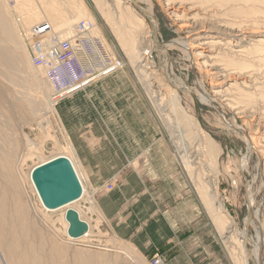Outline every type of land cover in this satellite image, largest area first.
<instances>
[{"label":"rangeland","instance_id":"rangeland-1","mask_svg":"<svg viewBox=\"0 0 264 264\" xmlns=\"http://www.w3.org/2000/svg\"><path fill=\"white\" fill-rule=\"evenodd\" d=\"M33 1L36 4L39 2V0ZM44 1L47 4H53L57 12H44L41 14L40 18H42L43 23H47L53 31H63L64 29L62 28L66 27L67 23L70 25L72 21L77 23L79 20H88L98 28L96 37H99L103 41L112 56H116L124 61L125 67L122 71L79 91L76 94L79 96L74 95L66 99V104L69 101L72 102L68 104L69 106L66 107L65 111L59 110L61 104L65 101L55 106V111L47 114L51 117L50 127H46V124L42 121L44 116H32L25 103H20L19 109L22 110V113L16 112L17 108L14 107L15 113L12 115L13 118L10 116L11 113H8V117L7 112L9 111L2 108L3 110H0V112L2 111L1 113L5 110L7 111H5V116H0V119L5 120L7 123L2 121L4 125L0 126L3 128L5 124H7V127L10 124L7 130V127L3 128L5 132H8H6L7 134H10L6 135L3 131L5 136H10L12 140L14 138L16 145L20 149H18L19 151L27 150L26 141L24 142L21 136L29 138L30 142H32L30 146L38 145L40 153L38 156L43 159L60 152L61 147H66V144L70 141L76 147L86 152V164L93 167L98 175L107 173L110 176L111 184L113 183V174H116L117 171L115 169L118 166H122V173H127L133 167L141 169L145 179V176L149 175V171L147 170L149 163H145L148 156L167 157L168 161L170 160L173 164V170L164 169L163 174L166 176L164 175L162 178L169 179L177 176L176 178L178 179L175 187H167L166 191L177 192L178 201H182V198H189L191 203H195V207L197 206L199 209V218L195 219L194 224H191L186 229L180 227L173 228L175 232L177 231L178 237L190 238L192 242L191 245L186 244L179 256L176 255V246H174L173 242L163 244L155 251L145 250L143 245L144 219H137L135 221L136 225L133 232H131L129 241L120 240V238L104 228L99 227V229L94 231L92 227L88 238L75 243L79 245L91 243L111 247V244L116 242L123 247L130 246L135 248V252L138 254L142 264H149L150 258L156 254L161 256L167 264H233L231 257L225 249L216 224L201 201L191 176L181 158H179L181 153H179L180 151H178L174 144L175 139L171 138L168 127L154 102V97L149 94L146 86L149 81L147 80L145 83L142 76L135 71L109 23H106L107 21L97 11L94 0H72V3L69 5L64 4L61 0L54 3H48V0ZM112 1L105 0L110 5L113 4ZM121 1L124 2V0ZM137 1L142 7L151 10L157 24L156 39L159 41V44L155 47L150 46L148 38H146L147 40L145 39L143 44L144 51L148 53L146 60L151 67H155L154 70L152 69V81L150 82L154 87L151 89L156 92V95L158 94L157 99L163 98L164 104L168 103L169 100L167 99H171L172 96L174 99H179L177 107V111L179 112L178 117L181 118L185 114L184 116L190 117V120L195 123L194 132L196 133V137H199L198 139L201 142L203 150H206L208 141L213 143L214 152L212 156L216 162L212 163L211 160H208V155L206 154V156L204 155V158H206L205 163L208 162L209 166L204 164L202 167H204L203 170H207L205 167L210 168V174L215 179L214 182L217 187V203L222 206L225 215L239 231L243 229L248 214L246 193L248 186L251 187L255 205L254 210L257 211L259 221L262 224V242L264 244V155L259 153L261 150L257 148V151L251 153L247 167L242 170L241 164L248 152V146L243 138V134L240 131L235 132L233 128L229 127L235 125L237 127L242 126L244 129L249 128L255 133H253L255 140L260 144L263 143L264 0ZM2 2L9 8L12 20L17 26L18 31H20V34H22L23 30L20 28L19 23L20 18L17 17V12L13 10V1L5 0L4 2L2 0ZM120 8H125V5H121ZM134 10L135 13H131L128 15L129 17L126 16V21L132 22L141 34L145 33L146 28L150 27L151 24L145 17L140 15L137 9L134 8ZM113 12H115V9H113ZM87 14H90L94 21L88 19L85 16ZM182 14L191 16L196 20L197 27L200 30L196 40L200 41V43H214L208 46V48L207 46H203L202 49L210 52V55L214 57L215 63L226 69L228 79L219 90L229 94L227 97H222L223 100L229 99L228 103L230 104L227 106V102H223L222 105L218 103L215 106L204 105L195 94L187 90L200 82L204 89L211 93L216 90L212 86L217 81L215 79L217 77L212 78L208 74V67H205L202 59H198L195 56L193 58L188 57L177 46H167L168 43L174 40L184 41L185 39L188 43L195 41V39L187 35L188 30L180 27V22L176 20L178 18L176 16H181ZM137 15L143 17L145 25L135 23L134 19ZM63 19L65 21L69 20V22L64 24ZM72 30L67 31L66 35ZM26 38L27 36L23 33L21 42H23L27 53H29L30 41ZM200 51L201 49H199ZM38 71L37 80L46 89L49 97L50 90L44 79L45 76L42 75V71ZM29 74L32 73L28 72ZM139 78L142 80H139ZM158 84L163 89L161 86L157 88ZM175 86H181V89H177ZM169 90L172 91L173 95L169 93ZM24 110L28 112L23 113ZM219 114L225 118V122ZM64 118L69 122L68 126ZM258 119H260L259 122L257 121ZM256 124L258 132L257 127H255ZM121 126L124 129L119 130L118 128ZM72 131L74 136H78L81 142L80 145L82 146L76 145L72 137ZM46 133L47 135H45ZM187 139L186 141L190 145L187 146L192 147V149L188 148L190 149L189 153L192 155L191 152L196 150L193 154L194 156L198 155L197 141ZM136 140L137 145L135 144ZM194 147L195 150L193 149ZM134 156H138L139 162L135 164H118L128 161V159H122L120 162V157H128L130 159ZM37 162L38 157L33 156L21 164L20 172L22 179L25 180L26 193L32 201L35 210H37L39 217L46 223L45 227H43L46 234H52L48 230L53 231L58 237L51 235L55 238L54 240L58 244L60 243L61 246L70 248V250L67 248L70 254L69 264H75V255L79 254V251L80 253L85 252L79 250L84 247L75 246L78 248L77 252L72 244L64 242L65 225L61 219V212L46 213L36 200L27 182L26 176L29 170ZM85 182L86 197L84 196L75 206L83 217L84 213L82 209L87 208L88 211L98 215V218L102 219V213L99 211L94 199L98 194V189L91 185L89 179L86 177ZM87 196L91 197L93 204ZM165 198V202H168L170 199ZM184 215V218L189 216L188 213H184ZM179 223L181 224L182 222L179 221ZM247 232L250 238L248 248L252 250L254 247L255 229L250 227ZM263 244L261 252L262 264H264ZM91 251L123 257L119 253L103 250ZM95 257L97 258V256ZM90 258L97 262L99 260L98 258H92V256ZM124 261L126 264H133L128 259Z\"/></svg>","mask_w":264,"mask_h":264},{"label":"bare ground","instance_id":"bare-ground-1","mask_svg":"<svg viewBox=\"0 0 264 264\" xmlns=\"http://www.w3.org/2000/svg\"><path fill=\"white\" fill-rule=\"evenodd\" d=\"M12 1L13 10H15L14 12H17V17L20 18V28L27 36L26 39L28 41L32 39V29L37 25L43 23L40 15L44 12H57L53 4H47V2L44 0H39L40 3L38 2L37 4L33 0ZM48 1V3H54L58 0ZM61 1H63L66 5L72 3V0ZM94 3L97 11L107 21L106 23H109L112 31L114 32L117 40L120 43L122 50L125 52L130 63L135 68V71L142 76V79L143 81H145V83L147 80L149 81L148 85L146 84L149 94L154 97V102L160 111L163 121L168 127L171 138L175 139L174 144L176 145L178 151H180L179 153H181V156L179 158H181L185 168L191 176V179L196 186L201 201L203 202L204 206H206L213 222L216 224L219 230L220 237L223 240L225 249L231 257L233 264H250V262L251 264H262V224L259 221L257 211L254 210L255 205L252 196L253 194L251 193V187L248 186L246 193L248 214L246 216L243 229L239 231L236 229V226L233 224V222L225 215L222 206L217 203V187L214 182L215 179H213L210 174V168L205 167V169L207 170H203L204 167H202L204 164L209 166L208 162L205 163L206 158H204V155L206 156V154L208 155V160H211L212 163L216 162L215 158H213L212 156L214 152L213 143L211 141H208L206 150H203L201 148V142L198 139L199 137H196V133L194 132L195 123L190 120V117L184 116L185 114L181 116V118L178 117L179 112L177 111V107L179 99H174L172 96L171 99H167L169 100L168 103L166 102L164 104L163 98L157 99L158 94L156 95V92L151 89L152 87H154V85L150 81H152V69L154 70L155 67H151L146 60V55H148V53L145 52L143 48V44L146 38H148L150 46L155 47L159 44V41H157L156 39L157 24L151 10L149 8L142 7L137 0H124V2H122L121 0H113V4L111 5L105 2V0H94ZM132 3H135L141 11H144L148 16L149 21L151 22L152 26L147 27L145 33L141 34L140 31H138V28L134 26L132 22L126 21V16L130 15L133 12L135 13V7L131 5ZM121 5H125V8H120ZM113 9H115V12H113ZM114 15H116V23ZM85 16L88 19L94 21L90 14H87ZM176 17H178L176 20L180 22V27L187 29L188 33L186 31L185 32L189 37L195 39V41L192 43H188L185 39L184 41L174 40L168 43L167 46H177L180 50L183 51V53H186L188 57L193 58V56H195L198 59H202L204 61L203 63L205 67H208L209 73H207L211 75L212 78L217 77L215 78L217 79V81L212 86L213 88H216V90L211 93L207 92L200 82L194 85L193 88H188L187 90L195 94L204 105L215 106V104L219 103L220 105H222L223 102H227V104L225 103L227 106L228 104H230L228 103L229 99L227 98L223 100L222 97H227L229 96V94L219 90L220 87L227 82L228 75L226 69L215 63L214 57L210 55V52L202 49L203 46H207L208 48V46H211L214 43H200V41L196 40V38L199 36L200 30L197 27L196 20H194L191 16L189 17L182 14L181 16ZM61 18L63 17L61 16ZM63 20L64 24L69 22V20ZM134 20L138 25H145L142 16L137 15L135 16ZM85 21L89 22L88 20ZM74 23L75 22L72 21L71 24ZM70 25L69 23H67L66 27L62 28L64 29L63 31L56 30L55 33H57L60 38H65L67 36V31L73 29L71 32H68V35L74 32L76 23L72 26ZM93 26L94 27L91 33L94 37H96L98 28L95 25ZM23 33L20 34V31H18L17 26L12 20L9 8L2 2V0H0V110L2 108L7 109L9 111L7 112V115L8 113H11L10 116L12 117V115H14L15 113L14 107L17 108L16 112L22 113V110L19 109L20 103H25L27 105L26 107H28L29 109V113L32 116H44L42 121H44L46 127H50L51 117L47 114L51 112L53 113L55 111V106L51 104L46 89L43 88L37 80V72L39 71L31 64L30 51L29 53H27L23 42H21V36L23 35ZM199 49H201L200 52ZM28 72H31L32 74L28 75ZM43 73L42 75L45 76ZM44 79L46 81L45 77ZM142 79L139 78V80ZM160 86L161 85L158 84L157 88H160ZM181 86L175 87H177V89H181ZM48 87L50 90L49 85ZM170 91L171 90H169V93L172 94V91ZM220 93L224 94L220 95ZM5 111H3L4 115L3 113H1V111L0 116H5ZM24 112L28 111L24 110L23 113ZM219 116L224 120V122L226 121L225 118L221 116V114H219ZM2 121L7 123L5 120L0 119V125L4 123ZM257 121L259 122L260 119H258ZM6 125L7 124H5V126L3 127L4 129L5 127H7ZM39 126L41 125L39 124ZM8 127L6 128V130L8 129ZM229 127L233 128L235 132L240 131L247 143L248 152L244 156L243 162L241 164V169L244 170L248 165L251 153L253 151H257V148H259L261 150L259 151V153L264 155V140L262 144L258 143L254 138V132L249 128L244 129L242 126L237 127L235 125ZM255 127H257L258 132L257 124L255 125ZM1 128L2 127L0 126V264H69L70 254L67 251L68 247L61 246L60 243L58 244L54 240L55 238H53L51 235H54L55 237H57V235H55L53 231L48 230V232L52 234H46L43 228L45 227L46 223L39 217L37 210H35L32 201L26 193L25 180H23L21 177L20 167L21 164L26 161V159L33 156L38 157V162L31 167L26 176V179L36 197V200L39 202L46 213L61 212V219L65 225L63 234L65 243L72 244L77 252L78 248H76L75 246L87 248L79 249L85 252L80 253L79 251V254L75 255V264H126V262L124 261L125 259L130 260L131 262H133V264H142L138 254L135 252V248H132L130 246L123 247L116 242H113L111 244V247H109L108 245H95L91 243L81 245L75 243L90 236L91 225L87 223V221L83 218L81 212L75 206V204L81 201L86 194V182L85 177L82 175L80 166L78 165V163H80L81 161H78V155L70 141H68L66 147H61L60 152L43 159L38 156L40 155L38 151V145L30 146L32 142H30L29 138H23V136H21L22 140L24 142L26 141L27 150L24 149V151H19L20 149L18 145H16L14 138L13 141L10 136H5V134L3 133V131L5 132V130ZM7 133L6 135H10ZM45 135H47V133ZM262 138L264 139V137ZM186 139H194V141H197L198 155L194 156L193 154L196 151L195 147L193 148L195 151L191 152L194 158L189 153L192 147H188L190 145L186 141ZM58 157H65L71 162L72 167L82 186V196L79 200L66 204L57 209H47L46 207H44L32 182L31 172L35 167ZM89 200L93 204V200L91 199V197H89ZM68 209L75 210L79 214L80 219L88 225V231L80 238H71L67 234L68 223L65 220V213ZM250 227L255 229L254 247L252 250L248 248L250 238L247 230ZM68 249L70 250V248ZM91 250H103L117 254L119 253L123 257L102 254ZM91 256L92 258H94V256H97V258L99 259L98 262L93 261L90 258Z\"/></svg>","mask_w":264,"mask_h":264},{"label":"crops","instance_id":"crops-1","mask_svg":"<svg viewBox=\"0 0 264 264\" xmlns=\"http://www.w3.org/2000/svg\"><path fill=\"white\" fill-rule=\"evenodd\" d=\"M77 93L70 97L74 95L79 96L76 95ZM66 99L62 100L60 104ZM70 102L72 101H69L68 104ZM66 103L67 101L63 102L59 110L65 111L66 107L69 106ZM65 118V123L68 126L69 122ZM121 127L118 129H124V127ZM72 137L77 146H82L80 145L81 142L78 136H74L73 131ZM135 144H138L137 140ZM73 146L76 149L78 161H81L78 165L80 166L82 175L88 178L89 183L98 189V194L94 199L103 218H98V215L88 211L87 208L82 209L84 213L83 218L91 225V230L92 227L94 231L101 227L110 231L113 235L120 238V240L129 241L131 232H133L136 225L135 221L137 219H144L143 245L145 250L155 251L159 246L173 242L174 246H176V255L179 256L186 244L191 245L190 238L178 237L177 231L175 232L173 228L180 227L186 229L191 224H194L195 219L199 218V209L197 206L195 207V203H191L189 198H182V201H178L177 192L166 191L167 187H175L178 179L176 178L177 176L169 179L162 178L165 175L163 174L164 169L173 170V164L170 160L168 161L167 157L149 155L147 161H145V163H149V166H147V168L149 167L147 169L149 175H146L145 179L141 169L133 167L127 173H122V166L116 167L115 171L117 172L113 174V188L111 191H107L104 188L111 182L110 176L107 173L98 175L93 167L86 164V152L74 144ZM122 159H128V161L118 164H135L139 162L138 156L130 159L128 157H120L119 161L121 162ZM171 173L173 174V172ZM165 197L170 198L168 202H165ZM184 213H188L189 216L184 218ZM179 221L182 223L180 224Z\"/></svg>","mask_w":264,"mask_h":264},{"label":"built area","instance_id":"built-area-1","mask_svg":"<svg viewBox=\"0 0 264 264\" xmlns=\"http://www.w3.org/2000/svg\"><path fill=\"white\" fill-rule=\"evenodd\" d=\"M93 27L90 22L81 20L76 23L74 32L63 39L47 23L32 29L30 61L37 70L44 72L53 106L124 69V61L112 56L103 41L93 36ZM112 188L111 183L106 186L107 191ZM149 264L167 263L156 254Z\"/></svg>","mask_w":264,"mask_h":264},{"label":"water","instance_id":"water-1","mask_svg":"<svg viewBox=\"0 0 264 264\" xmlns=\"http://www.w3.org/2000/svg\"><path fill=\"white\" fill-rule=\"evenodd\" d=\"M131 5L140 10L135 3ZM139 13L149 21L144 11L140 10ZM31 178L47 209H57L79 200L82 196L81 183L71 162L65 157H58L35 167L31 172ZM65 220L68 223L67 234L71 238H80L88 231V225L73 209L66 211Z\"/></svg>","mask_w":264,"mask_h":264}]
</instances>
